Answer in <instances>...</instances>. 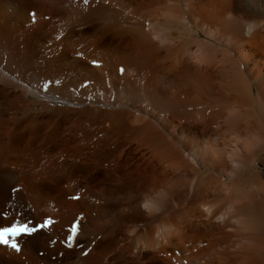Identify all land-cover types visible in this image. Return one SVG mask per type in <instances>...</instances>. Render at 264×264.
I'll list each match as a JSON object with an SVG mask.
<instances>
[{
    "label": "bare ground",
    "instance_id": "obj_1",
    "mask_svg": "<svg viewBox=\"0 0 264 264\" xmlns=\"http://www.w3.org/2000/svg\"><path fill=\"white\" fill-rule=\"evenodd\" d=\"M71 111L64 176L1 172L22 222L77 224V264H264V0H0V163Z\"/></svg>",
    "mask_w": 264,
    "mask_h": 264
},
{
    "label": "rangeland",
    "instance_id": "obj_2",
    "mask_svg": "<svg viewBox=\"0 0 264 264\" xmlns=\"http://www.w3.org/2000/svg\"><path fill=\"white\" fill-rule=\"evenodd\" d=\"M43 90H45V89H43ZM39 99L41 101L45 100V102L47 104H50L51 106H69V104L67 102L59 101V99H57V98L55 99L53 97H50V98L42 97ZM38 109H43V108L37 107V110ZM50 111H52V110H47L45 112L50 113ZM71 115H72V117H71ZM92 124H94V122L92 119H90V117H84L81 113H79L77 111H71V113L68 112L67 117L66 116L62 117V116H57V115L52 116L50 118V120H48L47 123L42 125L43 127H41V134H42V135H40L41 137L38 136V141L33 142V146L31 145L33 148H43L41 150V152L36 154L35 152L29 153L27 151L29 154L26 152L24 154L20 153V154H17L16 156H14V157H17V160L19 162H21L20 167H17V165H15V164L11 165L10 164L11 162L9 159H7V160L5 159L4 162L0 163V170H1L0 171V222H1L0 226L1 225L2 226H11L12 223L22 222L21 217L23 215L22 211L20 210L21 209V205H20L21 202H19L17 200L18 196L16 195V192H17L15 190L16 187H11V185L9 183L10 180L8 179V177H6L1 172L5 169H9L11 167L13 169L17 168V170L23 172L25 175L29 174V176L32 178L37 174L38 176L41 175V178L45 179V177L49 174L48 173L49 171H51V174L57 178H59L60 176H64L67 173V170L64 169L63 167H61L63 159L68 157V155L71 152L70 150L72 148H75V146H78L77 144L80 143V145H85V141H87L88 138L96 131L95 126H93ZM63 127H64V130H63ZM50 134H52V135H50ZM48 138H49V140H48ZM76 141L77 142L79 141V142L77 143ZM7 145L11 146V142L8 143ZM21 148L23 150H26V147H24V145L21 146ZM30 151H32V150H30ZM48 151H49L50 155L47 154ZM31 156H33V157H31ZM48 156H49V158H48ZM74 162L78 163V161H74ZM3 164H4V166H3ZM54 164H55V166H54ZM52 166H54V167H52ZM50 167H52V170H50L51 169ZM25 177H27V176H25ZM67 188H68V185L66 183H63L62 186H59V189H56V188L49 189L51 191V192L49 191V194H50L49 198L50 199L56 198L57 193L60 192L61 189L63 190L64 194H67V191L65 192V189H67ZM3 193H5V194H3ZM73 196H72L73 199H78V197L76 195H73ZM32 210L34 212L33 214L36 215L35 209L32 208ZM43 218L41 219L42 221L41 220L37 221L36 225L41 224L46 219H51L52 221L54 220L53 224H55L57 221V219L55 220L54 218H47V217H43ZM23 222H27V223H29V225L31 224V226L34 225V224H32L33 222H32L31 218L28 220H24ZM53 224L51 225L52 227L49 226L47 229H41L42 232L45 231V233L43 232L44 234H46V235L48 234L47 236H49V234H50V236L47 238L46 245L42 249H39L38 246L35 245L36 247L34 248V252H35L34 254L36 256V261H35L36 263L35 262L31 263L28 260V258L26 257L27 254H24L22 252L23 251L22 247L24 246V243H26L28 241L27 238L29 237V235H25V236L17 238V242L20 244V247L22 249L21 252H17V251H15V250L7 247V246L0 245V247H2L5 251V257H8V258L11 256L16 257L18 261L20 260V262H18V264H25V263L26 264H77L76 259H77L78 251L82 248V245L85 243L86 238L83 237L81 240L79 239L80 241L75 240L76 244H78L77 245L78 248L75 246V242H73V246L71 248H69V247H67V244H66V242H67L66 236L61 239L59 237L60 234L59 235L54 234L55 229H54ZM47 230H48V232H47ZM79 246H81V247H79ZM5 247H6V249H5ZM10 251L12 252L13 255L11 254ZM2 264H9V263H2Z\"/></svg>",
    "mask_w": 264,
    "mask_h": 264
},
{
    "label": "snow or ice",
    "instance_id": "obj_3",
    "mask_svg": "<svg viewBox=\"0 0 264 264\" xmlns=\"http://www.w3.org/2000/svg\"><path fill=\"white\" fill-rule=\"evenodd\" d=\"M87 3V0H85ZM35 14H33L34 16ZM95 63V62H94ZM123 72V69H121ZM51 82L44 84V89L47 90ZM56 83H59L57 81ZM86 86V85H85ZM53 224L51 219L45 220L43 223L39 225H32L30 226L27 222H19V223H12L11 226H0V245L7 246L17 252L21 251L20 244L17 242V238L25 236V235H32L40 231L41 229H46L50 225ZM78 232V225L73 224L70 229V235L67 238V247L71 248L73 246L74 239Z\"/></svg>",
    "mask_w": 264,
    "mask_h": 264
}]
</instances>
